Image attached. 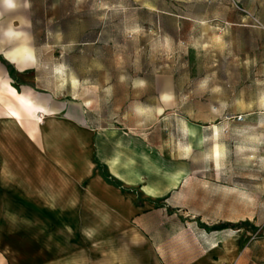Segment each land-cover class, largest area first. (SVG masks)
<instances>
[{
    "label": "rangeland",
    "instance_id": "rangeland-1",
    "mask_svg": "<svg viewBox=\"0 0 264 264\" xmlns=\"http://www.w3.org/2000/svg\"><path fill=\"white\" fill-rule=\"evenodd\" d=\"M15 1L0 0V20L13 18L18 35L0 36L33 53L27 72L9 68L15 85L84 101L94 124L159 137L191 164L185 220L239 233L245 262L264 264V103L254 83L248 104L233 88L263 53L264 0Z\"/></svg>",
    "mask_w": 264,
    "mask_h": 264
},
{
    "label": "crops",
    "instance_id": "crops-1",
    "mask_svg": "<svg viewBox=\"0 0 264 264\" xmlns=\"http://www.w3.org/2000/svg\"><path fill=\"white\" fill-rule=\"evenodd\" d=\"M0 22L1 33L15 39L14 19ZM22 23L27 40V20ZM5 37L0 264H248L239 233H207L185 220L194 213L188 158L137 126L94 124L84 101L34 90L27 80L15 85L9 71L27 72V59L17 61ZM262 51L240 66L247 73L246 85H233L238 101L248 104L254 83L264 103ZM241 112L253 111L246 105Z\"/></svg>",
    "mask_w": 264,
    "mask_h": 264
},
{
    "label": "bare ground",
    "instance_id": "bare-ground-1",
    "mask_svg": "<svg viewBox=\"0 0 264 264\" xmlns=\"http://www.w3.org/2000/svg\"><path fill=\"white\" fill-rule=\"evenodd\" d=\"M6 2L8 4H10L11 6L15 5L14 0H6ZM12 52L14 53V55H15L14 58L17 61H23V59H27V61H29V60L33 59V53L31 51V49L23 43L20 44L19 46H17L14 50H12ZM11 90L14 94L17 95V92L15 89H11ZM31 104L32 103L30 102V100L27 99V105L31 106ZM216 152H217V150H216Z\"/></svg>",
    "mask_w": 264,
    "mask_h": 264
},
{
    "label": "built area",
    "instance_id": "built-area-1",
    "mask_svg": "<svg viewBox=\"0 0 264 264\" xmlns=\"http://www.w3.org/2000/svg\"><path fill=\"white\" fill-rule=\"evenodd\" d=\"M238 119H239V120H242L243 118H242V116H238Z\"/></svg>",
    "mask_w": 264,
    "mask_h": 264
},
{
    "label": "trees",
    "instance_id": "trees-1",
    "mask_svg": "<svg viewBox=\"0 0 264 264\" xmlns=\"http://www.w3.org/2000/svg\"><path fill=\"white\" fill-rule=\"evenodd\" d=\"M107 178H109V180H112V178H110L109 176H107Z\"/></svg>",
    "mask_w": 264,
    "mask_h": 264
}]
</instances>
